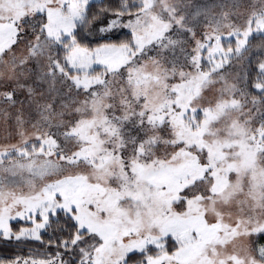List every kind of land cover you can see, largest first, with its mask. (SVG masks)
<instances>
[{
	"label": "snow or ice",
	"instance_id": "snow-or-ice-1",
	"mask_svg": "<svg viewBox=\"0 0 264 264\" xmlns=\"http://www.w3.org/2000/svg\"><path fill=\"white\" fill-rule=\"evenodd\" d=\"M0 264H264V0H0Z\"/></svg>",
	"mask_w": 264,
	"mask_h": 264
},
{
	"label": "trees",
	"instance_id": "trees-1",
	"mask_svg": "<svg viewBox=\"0 0 264 264\" xmlns=\"http://www.w3.org/2000/svg\"><path fill=\"white\" fill-rule=\"evenodd\" d=\"M93 3H99L95 1ZM35 250H40V245L37 242L29 241L22 244L16 242H3L0 241V257H15L17 255L27 258L29 254H35Z\"/></svg>",
	"mask_w": 264,
	"mask_h": 264
},
{
	"label": "rangeland",
	"instance_id": "rangeland-1",
	"mask_svg": "<svg viewBox=\"0 0 264 264\" xmlns=\"http://www.w3.org/2000/svg\"><path fill=\"white\" fill-rule=\"evenodd\" d=\"M99 1V0H93V2ZM195 3H201V4H216L222 2V0H193ZM247 3L255 2V0H245ZM0 132H2V121H0Z\"/></svg>",
	"mask_w": 264,
	"mask_h": 264
}]
</instances>
